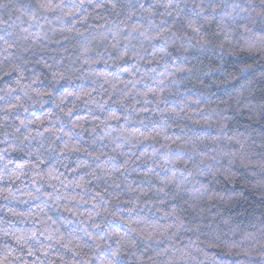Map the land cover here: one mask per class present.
<instances>
[{
	"label": "clouds",
	"instance_id": "clouds-1",
	"mask_svg": "<svg viewBox=\"0 0 264 264\" xmlns=\"http://www.w3.org/2000/svg\"><path fill=\"white\" fill-rule=\"evenodd\" d=\"M0 264H264V0H0Z\"/></svg>",
	"mask_w": 264,
	"mask_h": 264
}]
</instances>
